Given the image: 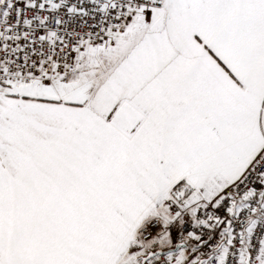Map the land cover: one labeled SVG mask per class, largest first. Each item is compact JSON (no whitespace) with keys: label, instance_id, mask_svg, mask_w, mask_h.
Listing matches in <instances>:
<instances>
[{"label":"snow or ice","instance_id":"6c2138e0","mask_svg":"<svg viewBox=\"0 0 264 264\" xmlns=\"http://www.w3.org/2000/svg\"><path fill=\"white\" fill-rule=\"evenodd\" d=\"M0 264H264V0H0Z\"/></svg>","mask_w":264,"mask_h":264}]
</instances>
